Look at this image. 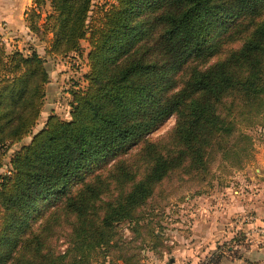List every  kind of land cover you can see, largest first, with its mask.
Here are the masks:
<instances>
[{
	"label": "trees",
	"instance_id": "obj_1",
	"mask_svg": "<svg viewBox=\"0 0 264 264\" xmlns=\"http://www.w3.org/2000/svg\"><path fill=\"white\" fill-rule=\"evenodd\" d=\"M93 7L32 0L25 13L47 55L80 53L90 31L89 70L86 86L70 90L69 119L49 114L0 174V264H90L97 253L140 264L138 240L118 228L134 222L139 235L134 224L157 187L174 175L202 182L216 160L238 164L252 149L241 125L262 114L264 0H114L97 27ZM234 39L239 46L219 55ZM45 64L0 41V168L1 149L40 118ZM171 115L166 140L145 139ZM140 141L132 157L82 182Z\"/></svg>",
	"mask_w": 264,
	"mask_h": 264
},
{
	"label": "rangeland",
	"instance_id": "obj_2",
	"mask_svg": "<svg viewBox=\"0 0 264 264\" xmlns=\"http://www.w3.org/2000/svg\"><path fill=\"white\" fill-rule=\"evenodd\" d=\"M113 2L114 0H93L94 7L90 14L91 26L97 27L99 25L102 9L107 8ZM100 8L102 9L100 10ZM25 19V13L21 15L19 12L16 21L8 22L11 27L2 24L3 30L0 34V41L4 43L7 52L19 49L24 54H28L33 49L36 50L46 60L45 65L52 84L46 90L45 106L42 107L40 118L31 133L21 141L1 149L3 156L0 174L10 170L12 155L23 144L29 142L31 135L43 126L47 114L54 113L62 119H69L70 90L83 88L87 84L85 73L89 70L87 53L90 49L88 40L90 31L86 34V38L81 40L80 53H70L66 57L47 55L48 41L40 40L36 34L30 32ZM239 44V39L225 43L222 48L223 51L219 55H225L231 48H236ZM52 88L53 90L49 91ZM259 104L262 114L258 117L251 114V117L245 118L241 125L242 130L252 138V149L238 164L216 160L211 164L210 175L202 182L189 181L185 175H174L157 187L151 203H148L144 212H141L140 215L143 218L137 222V225L134 224L139 230V235H136V232L134 233L132 230L134 222L120 225L118 237L125 240H138L140 248L137 261L140 264H230V262L235 261L234 264H256L257 261L254 260L242 263L235 259V257L242 256L241 248L243 246L250 245V238L243 232V227H237L239 225L238 220L242 224L245 222L243 220L245 212H227L228 208L225 205L227 198L225 196L227 193H231L235 195L234 200H236L238 193L226 192V190L237 189L238 191L240 185L254 182V173L259 174L258 177L264 179V167L261 169L264 165L262 164L264 161V96ZM176 120V115L169 116L145 139L151 141L166 140L173 132ZM142 142L131 146L111 161L97 163L90 170L84 172L82 182L88 181L98 173H107L118 160L132 157ZM79 182L72 184L69 191L73 192L79 186ZM218 193L221 196L220 200L225 197L226 201H220L217 197ZM223 203L225 204L223 205ZM219 210H221L220 214L213 213L214 211L220 212ZM217 221H224L223 228H230L233 236L214 240L212 232L215 230ZM263 229L264 226H259L257 232L259 236L264 237ZM140 238L144 239L142 243H140ZM236 245L242 247H235ZM229 247L232 249L230 250ZM90 264L122 263L116 259H112V261L110 258L103 259L102 254L97 253Z\"/></svg>",
	"mask_w": 264,
	"mask_h": 264
},
{
	"label": "crops",
	"instance_id": "obj_3",
	"mask_svg": "<svg viewBox=\"0 0 264 264\" xmlns=\"http://www.w3.org/2000/svg\"><path fill=\"white\" fill-rule=\"evenodd\" d=\"M31 6H32V0H0V34L2 33L3 30L1 28L2 24L4 26L5 25L9 26L10 23L8 24V22L16 21L18 17V13L21 12V15L23 13H26L28 8H30ZM9 27H11V25ZM51 84H52L51 81L47 83L46 90L49 88ZM51 90H53V88L50 89L49 91ZM44 103H45V98H44ZM43 106H45V104H43ZM48 115L49 114L45 116V120ZM262 162H263L262 164H264V161ZM263 167L264 165H262L261 169ZM255 171L258 170L255 169ZM254 175H255L253 177L254 182H250V184H243L242 186L240 185L238 187V191L237 189L226 190V192H231V191L234 193L237 192L238 197L236 198V200H234L235 195H232L231 193L226 194L225 197L227 198V201L225 197L224 199L222 198L221 200L226 201V204L223 203V205L225 204L226 207L228 208L227 212L229 213L233 211L245 212L243 217V220L245 222L242 224V222L238 220L239 225L237 227L244 228L243 232H245L248 238H250V245L243 247L236 245L235 247H239V248L242 247L241 249L243 251V254L238 258L235 257V259H238V262H242V263L251 262V260H254L257 261L256 264H264V237L259 236V234L257 233L259 226L260 227L264 226V179L258 177L259 174L254 173ZM217 197L220 200L221 198L220 194L217 195ZM219 211L220 212L214 211L213 213L220 214L221 210ZM205 219L207 221V218ZM224 223H225L224 221H217L215 223L216 224L215 230L212 232L213 233L212 237L214 238V240H217L218 238L226 239L233 236V233H231L230 228L229 229L223 228L224 226H222V224ZM229 248L230 250L232 249V247ZM235 262H230V263H235Z\"/></svg>",
	"mask_w": 264,
	"mask_h": 264
},
{
	"label": "built area",
	"instance_id": "obj_4",
	"mask_svg": "<svg viewBox=\"0 0 264 264\" xmlns=\"http://www.w3.org/2000/svg\"><path fill=\"white\" fill-rule=\"evenodd\" d=\"M262 232L264 233V229L262 230Z\"/></svg>",
	"mask_w": 264,
	"mask_h": 264
}]
</instances>
